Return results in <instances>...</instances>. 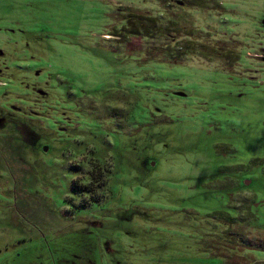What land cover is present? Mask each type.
<instances>
[{
	"label": "rangeland",
	"instance_id": "374dc122",
	"mask_svg": "<svg viewBox=\"0 0 264 264\" xmlns=\"http://www.w3.org/2000/svg\"><path fill=\"white\" fill-rule=\"evenodd\" d=\"M0 264H264V0H0Z\"/></svg>",
	"mask_w": 264,
	"mask_h": 264
},
{
	"label": "trees",
	"instance_id": "16d2710c",
	"mask_svg": "<svg viewBox=\"0 0 264 264\" xmlns=\"http://www.w3.org/2000/svg\"><path fill=\"white\" fill-rule=\"evenodd\" d=\"M148 36V35H147ZM151 38V37H150Z\"/></svg>",
	"mask_w": 264,
	"mask_h": 264
}]
</instances>
